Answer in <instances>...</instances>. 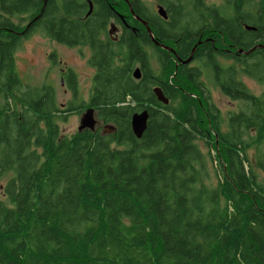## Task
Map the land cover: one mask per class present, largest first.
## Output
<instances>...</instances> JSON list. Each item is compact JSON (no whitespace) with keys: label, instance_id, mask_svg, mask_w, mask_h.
Returning <instances> with one entry per match:
<instances>
[{"label":"trees","instance_id":"1","mask_svg":"<svg viewBox=\"0 0 264 264\" xmlns=\"http://www.w3.org/2000/svg\"><path fill=\"white\" fill-rule=\"evenodd\" d=\"M158 5L166 19L142 0H0V182L12 174L0 264H264V0ZM37 31L90 49L88 106L115 131L62 137L58 120L82 105L59 109L51 86L22 89L16 50ZM206 73L239 104L227 119ZM146 109L137 138L132 115Z\"/></svg>","mask_w":264,"mask_h":264},{"label":"rangeland","instance_id":"2","mask_svg":"<svg viewBox=\"0 0 264 264\" xmlns=\"http://www.w3.org/2000/svg\"><path fill=\"white\" fill-rule=\"evenodd\" d=\"M142 1L153 13H157L159 0ZM208 2L209 4H221V0H208ZM21 20L19 17L16 21L20 22ZM22 22L24 21L22 20ZM148 52L152 57V67L158 69L159 63L154 56V51L149 49ZM90 54V49L87 47H83V49L68 47L48 38L41 31L25 38L16 50L17 71L24 85L37 89H42L44 85H51L56 92L57 107L61 110L68 109L71 103H74V106L82 105L83 111L81 113L73 111L67 113L65 120H58L62 137H71L79 130L83 113L90 108L88 105L94 89V78L97 74L88 62ZM53 58L56 59L55 62ZM69 68L74 70L79 78L78 99L67 92V85L61 83L64 77L63 70ZM203 79L211 90L213 102L220 108L223 118L227 119L228 113L237 110L239 104L229 99L219 90L210 74L206 73ZM243 80L249 89L256 94L261 92L262 86L256 81L249 78ZM2 104L3 99L0 97V107ZM101 125L103 128V124L97 123V127ZM11 175L0 182V203L8 206L10 201L4 193V185ZM213 180L215 181V177H213Z\"/></svg>","mask_w":264,"mask_h":264},{"label":"water","instance_id":"3","mask_svg":"<svg viewBox=\"0 0 264 264\" xmlns=\"http://www.w3.org/2000/svg\"><path fill=\"white\" fill-rule=\"evenodd\" d=\"M92 10H93V3L90 2V12H92ZM157 12H158V14H160L161 17H163L165 19L168 17L166 10L161 5L157 6ZM136 18L138 20H140L143 23V25L146 27V29H147V31H148V33H149V35H150V37H151V39L155 45H157L158 47H161V48H163L169 52H174V50L171 47L156 41L155 36H154L153 32L150 30L147 22L140 19L138 16H136ZM117 29H118V27L115 24H111V26L109 28L110 35L114 36L117 32ZM260 47H263V46L257 45L254 48H252L250 51H244L243 49H240L239 52L248 54L253 49L260 48ZM194 50L195 49H193V51ZM190 61H191V58L189 60H187L186 63H188ZM133 77L137 80H139L142 77L141 67H136L134 69ZM153 91L156 94V97L160 102H162L164 104L169 103V99L164 95V93L160 87L154 88ZM149 118H150V114H149V111L147 109L142 111V112L134 113L132 115L131 127H132V130H133V132L137 138H142L143 134L147 130ZM96 127H97V119L95 116V110H94V108H88L83 113V116L81 119V126L79 127V131H81L83 129L94 130V129H96ZM113 131H115V127L113 125L104 126V132L111 133Z\"/></svg>","mask_w":264,"mask_h":264},{"label":"flooded vegetation","instance_id":"4","mask_svg":"<svg viewBox=\"0 0 264 264\" xmlns=\"http://www.w3.org/2000/svg\"><path fill=\"white\" fill-rule=\"evenodd\" d=\"M118 29H117V32L116 34L114 35V37L118 38L117 36L120 35V29L121 27L120 26H117ZM113 36V35H112ZM78 48H81L83 49L82 47H78ZM90 56V55H89ZM89 58V57H88ZM15 60H16V55H15ZM53 61L55 62L56 59L53 58ZM91 66V65H90ZM92 67V66H91ZM93 68V67H92ZM16 69H17V63H16ZM95 69V68H94ZM96 70V69H95ZM18 72V71H17ZM63 74H64V77L63 79L61 80V83L62 85H67V92H70L71 95L74 96V98L78 99L79 96H78V90L75 92L73 89H79V78H78V75L74 72V70L72 69H64L63 70ZM19 75V74H18ZM20 77V76H19ZM21 79V78H20ZM22 81V80H21ZM23 84V82H22ZM24 85V84H23ZM28 86V85H24L22 89H25V87ZM47 86H51V85H47ZM29 88L31 89H37V88H32L30 86H28ZM52 87V86H51ZM53 88V87H52ZM54 89V88H53ZM74 104V103H73ZM79 131V130H78Z\"/></svg>","mask_w":264,"mask_h":264}]
</instances>
